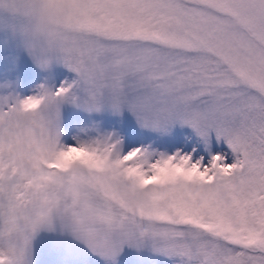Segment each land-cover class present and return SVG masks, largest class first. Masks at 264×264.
<instances>
[{
    "label": "snow or ice",
    "instance_id": "1",
    "mask_svg": "<svg viewBox=\"0 0 264 264\" xmlns=\"http://www.w3.org/2000/svg\"><path fill=\"white\" fill-rule=\"evenodd\" d=\"M0 13L40 69L76 74L0 96V264H33L36 238L57 230L105 264L125 247L264 264V0H0ZM65 105L199 140L125 151L120 133L79 128L69 143ZM213 140L229 152L205 162Z\"/></svg>",
    "mask_w": 264,
    "mask_h": 264
},
{
    "label": "rangeland",
    "instance_id": "2",
    "mask_svg": "<svg viewBox=\"0 0 264 264\" xmlns=\"http://www.w3.org/2000/svg\"><path fill=\"white\" fill-rule=\"evenodd\" d=\"M13 25H18V21L0 13V96L16 94L26 97L34 94L41 85L55 90L64 82L76 79V74L63 64L54 63L47 71L40 69L25 49L18 31L13 30ZM63 114L66 142L69 143L79 128L92 136L118 132L124 139L125 151L130 150L128 145L134 143L135 147H144L155 153L190 152L194 142L199 140L193 129L179 123L165 136L141 129L136 118L127 110L122 115H116L107 108L102 114L90 118L73 106L65 105ZM218 152H229L228 146L213 140V152L204 153L205 162ZM34 248L33 264H105L83 244L59 230L41 232L35 240ZM117 264H182V261L179 258L157 256L148 250L137 252L125 247Z\"/></svg>",
    "mask_w": 264,
    "mask_h": 264
}]
</instances>
